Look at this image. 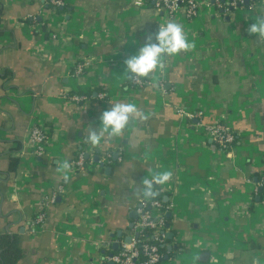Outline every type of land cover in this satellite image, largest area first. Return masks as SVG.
I'll list each match as a JSON object with an SVG mask.
<instances>
[{
	"label": "crops",
	"instance_id": "obj_1",
	"mask_svg": "<svg viewBox=\"0 0 264 264\" xmlns=\"http://www.w3.org/2000/svg\"><path fill=\"white\" fill-rule=\"evenodd\" d=\"M59 1L0 0V233L16 235L17 264H107L149 197L143 181L163 171L171 179L153 187L171 204L163 264H264V36L248 31L264 0L225 13L202 4L191 18L136 0ZM167 21L192 47L132 85L125 61ZM76 92L86 98L72 100ZM117 102L137 113L91 145L90 130ZM218 121L236 136L227 152L206 133ZM35 125L47 136L41 156L28 139ZM79 152L89 158L74 171Z\"/></svg>",
	"mask_w": 264,
	"mask_h": 264
},
{
	"label": "built area",
	"instance_id": "obj_2",
	"mask_svg": "<svg viewBox=\"0 0 264 264\" xmlns=\"http://www.w3.org/2000/svg\"><path fill=\"white\" fill-rule=\"evenodd\" d=\"M54 5H60L59 0H50ZM254 0H136V6H145L148 3L160 9L168 18L175 15V12L182 9L187 17L191 18L197 14L199 6L206 4L214 12L220 13L229 11L240 6L252 3ZM87 61L79 62L74 67L76 74L85 69ZM132 85L142 87L146 83L144 77L130 78ZM72 100L79 102L86 97L83 95L73 94ZM178 114L187 118H192L194 114L183 109H177ZM207 136L213 141L215 146L222 151H229L233 147L236 136L234 132L223 121L215 122L206 129ZM46 132L40 125L31 127L28 132V139L33 147L32 153L35 156H41L45 152ZM84 152H79L69 164L74 171H80L84 168L86 160ZM259 184L264 187V173L261 175ZM62 186L57 187L58 192L62 191ZM55 194L43 198L44 203L54 202ZM171 204L162 199H152L143 197L135 207L137 217L133 221L132 228L128 233L129 241L120 239L118 249L107 255L105 261L114 264H160L163 258L161 246L166 245V214L170 211ZM44 213L39 210L33 218L31 227L43 223ZM31 231H34L32 228Z\"/></svg>",
	"mask_w": 264,
	"mask_h": 264
},
{
	"label": "clouds",
	"instance_id": "obj_3",
	"mask_svg": "<svg viewBox=\"0 0 264 264\" xmlns=\"http://www.w3.org/2000/svg\"><path fill=\"white\" fill-rule=\"evenodd\" d=\"M250 33L264 36V17L257 16L255 22L248 29ZM192 47L185 36L181 24L175 21H167L160 25L155 35V42L149 40L134 55L125 61L126 72L129 78L149 77L155 70L163 67V59L166 56H175L181 51H187ZM112 107L105 110L101 117L100 126L97 129H91L87 140L93 146H98L104 133L111 136H118L126 128L130 117L137 113V107L133 103H112ZM68 167L67 164L64 166ZM172 177L170 171H163L153 176L151 180L145 179V194L155 195L153 192L154 183L163 185ZM67 179V176H65Z\"/></svg>",
	"mask_w": 264,
	"mask_h": 264
},
{
	"label": "trees",
	"instance_id": "obj_4",
	"mask_svg": "<svg viewBox=\"0 0 264 264\" xmlns=\"http://www.w3.org/2000/svg\"><path fill=\"white\" fill-rule=\"evenodd\" d=\"M49 8H52V7L49 6ZM58 9L59 8L57 7L54 10H58ZM43 28L47 30L45 24L43 25ZM46 36L51 37V33H47ZM87 93L89 95V93L91 92L88 91ZM87 93L83 94V93L76 92L74 94L86 96ZM235 143H236V139L232 145L234 146ZM263 191H264V188H263ZM148 198L161 199L162 197L159 194H155V195L149 196ZM166 223L170 224V218L166 217ZM17 241H18L17 237L14 234L12 235L10 233H0V264H17L18 260L22 256L21 249L19 248ZM160 249L164 256L167 253L165 246H161ZM164 262L165 261L161 260L160 264H163Z\"/></svg>",
	"mask_w": 264,
	"mask_h": 264
},
{
	"label": "water",
	"instance_id": "obj_5",
	"mask_svg": "<svg viewBox=\"0 0 264 264\" xmlns=\"http://www.w3.org/2000/svg\"><path fill=\"white\" fill-rule=\"evenodd\" d=\"M114 157H115V154H114ZM85 158L88 159V158H89V155L86 154V155H85ZM93 160H94V162H96V163L99 164V167H103V166H104V161H99V160H100V159H99V155H98V156H95V158H94ZM103 170L105 171V173H108V172L110 171V167H106V166H105V167H103ZM147 195L150 196L149 194H147ZM164 201L167 202V197H164ZM130 216L136 217L135 214H131ZM166 217H167V218H170V217H171V213L168 212V213L166 214ZM166 227L169 228L170 225L167 223V224H166ZM116 235L119 236V235H120V231H118V232L116 233ZM110 236L112 237L113 235H110ZM172 237H173V233L169 230V231L167 232V234H166V238H167L168 240H171ZM125 241L128 242V241H129V238L126 237V238H125ZM163 246H165V248H166V250H167L168 253H166V254L163 256L162 260H163V261H167V260L169 259V252H171V250H172V246H171V245H163ZM206 256H207V253H203V254L201 255V259H202V258H205ZM107 264H114V263L111 262V261H109V262H107Z\"/></svg>",
	"mask_w": 264,
	"mask_h": 264
}]
</instances>
